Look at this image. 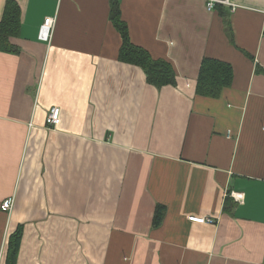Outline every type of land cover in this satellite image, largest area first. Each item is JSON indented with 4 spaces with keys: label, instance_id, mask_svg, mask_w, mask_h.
Instances as JSON below:
<instances>
[{
    "label": "crops",
    "instance_id": "obj_1",
    "mask_svg": "<svg viewBox=\"0 0 264 264\" xmlns=\"http://www.w3.org/2000/svg\"><path fill=\"white\" fill-rule=\"evenodd\" d=\"M8 1L20 16L16 52L0 51V264L19 226L17 264H264V0H0V21ZM112 1L173 85L118 59ZM204 58L232 68L217 98L196 94Z\"/></svg>",
    "mask_w": 264,
    "mask_h": 264
},
{
    "label": "trees",
    "instance_id": "obj_2",
    "mask_svg": "<svg viewBox=\"0 0 264 264\" xmlns=\"http://www.w3.org/2000/svg\"><path fill=\"white\" fill-rule=\"evenodd\" d=\"M110 20L122 37V47L118 59L121 62L141 67L146 73L148 84L161 88L175 83V74L170 64L163 60H155L143 49L133 46L128 37L126 25L120 19V11L116 2L110 3ZM20 11L16 3L8 1L0 21V51L15 53L16 49L9 44V39L17 34ZM232 68L230 65L204 58L202 60L196 86L199 96L217 98L220 92L231 85ZM166 208L156 205L152 224L158 227L162 222ZM22 237V227H18L7 240L5 264H17L18 250Z\"/></svg>",
    "mask_w": 264,
    "mask_h": 264
},
{
    "label": "built area",
    "instance_id": "obj_3",
    "mask_svg": "<svg viewBox=\"0 0 264 264\" xmlns=\"http://www.w3.org/2000/svg\"><path fill=\"white\" fill-rule=\"evenodd\" d=\"M60 2L61 0H57ZM205 3V8L208 11H213L217 6H226L231 10H235V5L230 2V0H203ZM55 26V20L53 18H45L38 33V38L41 41H49L52 38V33ZM60 110L58 108H53L49 112L46 118V126L48 128H56L60 123ZM12 209V200L8 199L4 201L1 205V210L5 213H10ZM190 221L199 224H213V220L208 217H190Z\"/></svg>",
    "mask_w": 264,
    "mask_h": 264
}]
</instances>
